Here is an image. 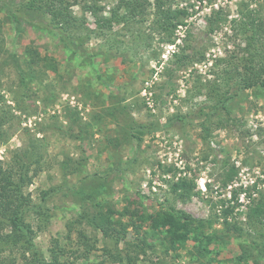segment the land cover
<instances>
[{
	"label": "rangeland",
	"instance_id": "374dc122",
	"mask_svg": "<svg viewBox=\"0 0 264 264\" xmlns=\"http://www.w3.org/2000/svg\"><path fill=\"white\" fill-rule=\"evenodd\" d=\"M148 1L145 18L130 29L114 23L113 32L90 40L87 51L102 52L93 65L71 59L36 21L18 33L0 13V97L8 112L0 169L11 168L19 151H33L26 202L40 206L54 191L44 214L27 213L47 261L59 244L76 264H264V227L253 217L264 204V87L239 90L234 80H217L228 62L246 56V37L235 25L240 10L259 20L264 50V0H173L186 23L174 43L159 33ZM119 2L101 1L97 19L111 18ZM71 10L98 30L82 3ZM29 45L54 58L59 73L39 71L22 81L12 63L5 65ZM214 91L232 97L229 112L214 108ZM180 180L193 189L175 191ZM172 211L195 219L198 241L170 246L159 215ZM102 215L112 222L107 236L92 225ZM208 240L210 253H199ZM15 259L22 264L15 249H0V264Z\"/></svg>",
	"mask_w": 264,
	"mask_h": 264
},
{
	"label": "trees",
	"instance_id": "16d2710c",
	"mask_svg": "<svg viewBox=\"0 0 264 264\" xmlns=\"http://www.w3.org/2000/svg\"><path fill=\"white\" fill-rule=\"evenodd\" d=\"M103 0H0V13L4 12L12 20L15 27L20 33L19 26L24 22L34 24L33 20L38 23L34 25L37 28L48 31L51 35L57 37L68 51L71 59H81L93 65L95 58L102 55V52L95 54L87 51L86 45L96 35H105L107 31L113 32L114 23H122L127 29H130V23H138V19L145 18L147 6L150 5L148 0H120L117 7L113 9L111 18H98L102 8L98 5ZM82 3L84 13H92L96 16L98 30H93L87 25V21L83 18L75 16L72 12V7ZM173 0H154L155 25L159 29V33H164L167 36V41L174 43L172 39L175 31L183 25L185 14L179 9H173ZM244 3H240L243 7ZM122 12V13H121ZM39 15V21L33 19V15ZM241 19L236 21L235 25L238 31L246 37L245 57L238 64L228 62L223 74H218L217 80L222 79L224 85H230V81L234 80L239 90H247L255 87H264V50L258 48L257 43L261 41V24L258 26L259 20L254 18L252 10H240ZM225 21V20H224ZM216 23L215 21L213 24ZM2 28V20L0 19V35ZM137 33L132 32V35ZM139 37V34L134 36V40ZM109 42V40H106ZM116 42L117 40L114 39ZM109 47L112 44L109 43ZM111 49V48H110ZM108 50V51H113ZM3 48L0 46V56ZM113 55V54H112ZM13 66L18 70L22 81L29 75L39 71H50L59 73L58 62L49 56H43L41 52L34 46L25 47L23 57L16 55L9 56L5 61V65ZM241 68V69H240ZM29 72V74H28ZM215 90V89H214ZM214 96L218 97L217 104L214 107L216 110L223 108L227 112L228 102L232 99L228 95L219 97L214 91ZM8 112L4 109L3 98L0 97V135L2 134ZM204 126V124H202ZM207 130V129H206ZM35 155L33 151L21 150L12 167L4 170L0 169V245L1 249L12 247L19 252L22 264H76L67 258V250L56 244L50 250V260L47 261L45 256L37 249L33 238V229L27 223V213L39 212L44 214L47 211L46 204L48 199L53 195L54 191L45 193L42 197V204L36 207H30L29 203L24 198V185L28 182L29 171L33 165ZM38 161V159L36 160ZM30 181V180H29ZM180 183L175 184L174 190L178 191L180 187L190 191V187L186 181L180 180ZM187 192V193H188ZM261 194V193H260ZM237 197V194H235ZM32 204V202H31ZM160 227L167 228V239L171 247L178 244L182 246L188 245L192 241H198L202 235V230L197 226V222L193 217L181 211H172L160 214ZM257 216V218H256ZM264 204H257L253 212V217L257 219V225L264 227ZM229 212L224 211L223 219L225 224L228 223ZM92 225H95L104 235H109L111 219L106 215L95 217L92 220ZM229 225V224H227ZM9 229V232L7 230ZM264 237V234L262 233ZM202 243L199 242L198 245ZM211 241L208 240L206 245L198 246L199 253H210ZM28 255V256H27ZM204 257H207L205 255ZM20 260H12L10 264H17ZM204 264V263H197Z\"/></svg>",
	"mask_w": 264,
	"mask_h": 264
},
{
	"label": "built area",
	"instance_id": "2783aa9c",
	"mask_svg": "<svg viewBox=\"0 0 264 264\" xmlns=\"http://www.w3.org/2000/svg\"><path fill=\"white\" fill-rule=\"evenodd\" d=\"M144 95L147 96L148 105H149L150 107H153L154 102L151 101L152 94H151V93H147L146 88H145V94H144Z\"/></svg>",
	"mask_w": 264,
	"mask_h": 264
}]
</instances>
